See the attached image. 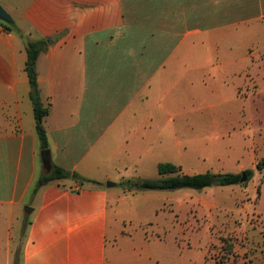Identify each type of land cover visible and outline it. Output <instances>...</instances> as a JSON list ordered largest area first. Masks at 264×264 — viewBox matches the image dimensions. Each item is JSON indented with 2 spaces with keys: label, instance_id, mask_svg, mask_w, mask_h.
Here are the masks:
<instances>
[{
  "label": "crops",
  "instance_id": "1",
  "mask_svg": "<svg viewBox=\"0 0 264 264\" xmlns=\"http://www.w3.org/2000/svg\"><path fill=\"white\" fill-rule=\"evenodd\" d=\"M0 8L11 20H0L4 264H193L198 257L177 254L175 244V254H142L141 249L118 253L120 210L114 204L120 199L114 194L109 199L116 185H105L111 178L104 174L105 165L119 157L128 163L138 147L150 142L143 136L136 141L137 132L150 136L154 114L143 110L144 121L139 122L137 101L147 108L155 101V114L164 109L169 43L177 38L178 51L183 44L194 46V38L216 34L223 39L210 50L216 59L239 48L259 49L264 45V0H0ZM41 40L46 46L36 72L41 102L49 107L43 120L49 159L89 182L54 181L32 196L42 160L25 42ZM184 62L178 55L170 67L177 73ZM159 151L157 147V156ZM27 207L29 214L23 213ZM143 224L142 245L164 247L158 230L145 235L157 224Z\"/></svg>",
  "mask_w": 264,
  "mask_h": 264
},
{
  "label": "rangeland",
  "instance_id": "2",
  "mask_svg": "<svg viewBox=\"0 0 264 264\" xmlns=\"http://www.w3.org/2000/svg\"><path fill=\"white\" fill-rule=\"evenodd\" d=\"M199 38L193 39L197 41L194 46L183 44L178 51L177 38L169 43V77L161 113L155 114V101L148 108L137 101L139 122L144 121L143 110L154 114L150 136L137 132L136 141L143 136L150 142L145 145L142 140L144 145L128 163L119 157L105 165L104 174L111 175L105 185H116L109 199L113 194L120 199L114 204L120 210V223L115 226L121 235L116 241L118 253L141 249L142 254H175V244L177 254L198 257L193 264H264V170L255 169L264 157V45L258 44L261 49L239 48L216 59L210 50L223 39L216 34ZM178 55L184 67L174 73L176 68L170 65ZM160 162L176 166L179 175L252 174L244 183L227 187L135 189L143 180L161 178L157 172ZM149 221L157 227L148 228L145 235L158 230L164 247L142 245L147 228L143 223ZM25 226L26 217L17 252ZM1 243L0 264H4L6 245Z\"/></svg>",
  "mask_w": 264,
  "mask_h": 264
},
{
  "label": "trees",
  "instance_id": "3",
  "mask_svg": "<svg viewBox=\"0 0 264 264\" xmlns=\"http://www.w3.org/2000/svg\"><path fill=\"white\" fill-rule=\"evenodd\" d=\"M7 30H12L8 25H4ZM22 36V35H21ZM44 41H26V63L25 72L27 74L30 87V100L33 107V115L35 120V131L39 141L40 153L46 152L48 158L42 161V173L36 180L31 190V195L34 196L40 188L46 184L59 180H75L80 183L89 182L81 178L74 172L67 171L49 159L48 140L43 127V120L49 113V107L44 106L40 99V93L37 82L36 62L40 53L45 49ZM257 171L264 170V157L260 159L256 165ZM157 172L161 178L156 180H143L135 185V189L140 191H172L180 189L203 190L217 187H227L239 184L240 174H219L202 173L196 175H179L178 168L171 163H160L157 166ZM248 177L252 174L251 171L245 172Z\"/></svg>",
  "mask_w": 264,
  "mask_h": 264
},
{
  "label": "water",
  "instance_id": "4",
  "mask_svg": "<svg viewBox=\"0 0 264 264\" xmlns=\"http://www.w3.org/2000/svg\"><path fill=\"white\" fill-rule=\"evenodd\" d=\"M0 20L11 24V20L9 19L7 14L1 8H0ZM47 158H48V156H47L46 152H42V157H41L42 161H45ZM240 176H241V178H240L239 184H242V183H244L247 180V175H246V173H242ZM106 186L108 188H111V187L114 186V184L107 183ZM25 211L28 214L31 213V209L30 208H25Z\"/></svg>",
  "mask_w": 264,
  "mask_h": 264
}]
</instances>
